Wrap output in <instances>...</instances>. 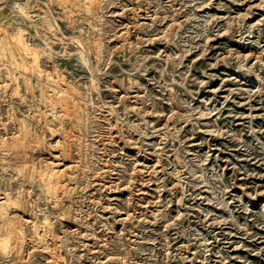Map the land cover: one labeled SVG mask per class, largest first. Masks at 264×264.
<instances>
[{
    "label": "rangeland",
    "instance_id": "1",
    "mask_svg": "<svg viewBox=\"0 0 264 264\" xmlns=\"http://www.w3.org/2000/svg\"><path fill=\"white\" fill-rule=\"evenodd\" d=\"M4 193L0 264H264V0H0Z\"/></svg>",
    "mask_w": 264,
    "mask_h": 264
},
{
    "label": "bare ground",
    "instance_id": "2",
    "mask_svg": "<svg viewBox=\"0 0 264 264\" xmlns=\"http://www.w3.org/2000/svg\"><path fill=\"white\" fill-rule=\"evenodd\" d=\"M65 1V0H64ZM67 2V1H66ZM101 4V3H100ZM20 6V5H19ZM21 8V7H20ZM24 8V7H23ZM22 10V9H21ZM54 19V18H53ZM58 27V26H57ZM5 29V28H4ZM21 32L22 31H17V32H15V34H11L10 36H11V38H12V40L11 41H13V44H14V46H12V47H17L16 49L18 50V48L19 49H22V51L23 50H30V51H32L33 52V54L34 55H36V53H37V51H36V47L34 48V47H32V46H30V44H28V42H26L24 39H23V37H22V35H21ZM7 39V38H6ZM101 41V40H100ZM76 42H77V44H79V48H81V50H80V52L82 53L84 50L86 51V49H84L83 48V45H81L80 43H81V40L79 41V39H77L76 40ZM11 43V42H10ZM11 45H12V43H11ZM32 45V44H31ZM89 45V44H88ZM9 47V46H8ZM11 47V46H10ZM67 47V46H66ZM78 47V46H77ZM99 47H100V45H99ZM38 48V47H37ZM11 49V48H10ZM39 49V48H38ZM98 49V48H97ZM13 50V49H12ZM12 50L10 51V53H12ZM21 51V50H20ZM28 53V52H27ZM38 53H40V51L38 52ZM29 54H32V53H29ZM68 54V53H67ZM4 55V54H3ZM82 55V54H81ZM83 56H85L84 54H83ZM33 58V57H32ZM36 58V57H35ZM86 58V57H85ZM89 59V58H88ZM34 60V59H33ZM85 60V59H84ZM85 61H87V60H85ZM37 62V61H36ZM90 63V62H89ZM6 65V64H5ZM17 70V69H16ZM96 72V71H95ZM28 80V79H27ZM57 80V79H56ZM67 87V86H66ZM51 88V87H50ZM62 91V90H61ZM66 98H64V95H63V97H60V99H58V100H60V102H61V104L62 105H64L65 103H66V100H65ZM57 103V102H56ZM68 104V103H67ZM78 104V103H77ZM50 105V104H49ZM61 105V106H62ZM66 105V104H65ZM53 106V105H52ZM84 106V105H83ZM71 111V110H70ZM65 113V112H64ZM76 116V115H75ZM71 117V116H70ZM79 117V116H78ZM14 137V136H13ZM3 138V137H2ZM24 138H25V136H24ZM12 141V140H11ZM24 141V140H23ZM10 143H12V142H10ZM8 147V146H7ZM62 151V150H61ZM63 152V151H62ZM45 172V171H44ZM54 175V174H56V171L54 172V171H51L50 173H48V175ZM46 175V174H45ZM0 212H1V209H3L4 208V205H6L7 204V202L10 200V197H8L7 196V194L6 193H4L3 195H0ZM8 219V218H7ZM12 229V228H11ZM10 232H11V230H9ZM12 231H14V230H12ZM9 236H10V234H9ZM7 238V237H6ZM4 239V238H3ZM9 239V238H8ZM7 239V240H8ZM7 240H3L2 241V239H1V241L2 242H4V241H7ZM9 240H11V239H9ZM1 244H3V243H1ZM5 244V243H4ZM8 245V244H7ZM2 247H3V245H2Z\"/></svg>",
    "mask_w": 264,
    "mask_h": 264
}]
</instances>
